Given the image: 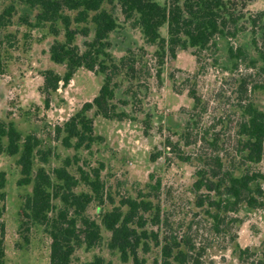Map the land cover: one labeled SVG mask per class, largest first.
<instances>
[{
  "label": "rangeland",
  "instance_id": "rangeland-1",
  "mask_svg": "<svg viewBox=\"0 0 264 264\" xmlns=\"http://www.w3.org/2000/svg\"><path fill=\"white\" fill-rule=\"evenodd\" d=\"M157 2L163 5L166 0ZM235 3V13L244 14L241 23L246 28L242 33L232 40L219 39L215 52L212 55L204 52L199 60L192 55V50L177 51L174 60L166 59L160 83L154 78L155 70L149 79L144 71L138 80L118 77L112 103L118 112H125L127 118L105 120L91 110L86 116L92 119L95 139L88 149H75V140L70 141L69 148L64 147V124L97 95L102 76L77 70L66 87L50 94L46 106L41 93L43 73L50 70L61 77L65 73L64 66L50 61L48 52L54 41L64 42L63 27L57 23L60 34L53 37L48 24L35 26L38 9H30L18 0H0V12L8 7L14 10L10 18L1 22L5 26L0 27V121L4 125L12 124L22 140L30 136L38 142L27 186H17L21 178L17 161L22 142L17 155L0 154V172L5 173L6 180L4 264H49L48 227L29 223L26 233L24 228L21 230V223L25 221L21 212L26 197L32 193L37 171L43 169L52 185L49 216L55 217L65 208L68 218L73 216L74 208L63 203L69 190L53 174L60 168L77 182L71 192L90 196L91 202L82 216L97 224L100 235V241L92 248L84 244L76 246L71 264L93 262L97 258L101 264H133L131 257L123 262L119 253L109 248L111 234L101 224L103 215L116 207L126 212V207H120L124 199L152 204L151 212L145 213L148 250H137L142 264L163 263L164 241L169 245L180 243L181 250L190 246L188 264H256L262 260L264 206L251 209L241 202L235 211L228 213L209 209L207 205L198 208L197 197L206 193L193 190L196 171L217 156L223 170H231L235 177L246 171L259 174L261 179L250 188H260L264 195V149L261 160L253 164L245 162L243 155L237 152L238 104H243L239 101V80L251 72L244 64L236 71L231 70L227 59L230 45L241 46L249 59L257 61L258 68L261 66L251 44L250 24L246 22L250 15L261 13V24H264V0H235ZM102 8L111 11L107 4ZM112 11L118 28L109 36L111 56L118 60L128 49L143 48L147 52L145 59L150 61L155 48L144 44L139 30L131 27L132 20H124L118 6ZM87 26L91 29L88 38L77 36L74 41L81 50L83 42L93 37V26L90 23ZM160 34L166 37L165 27ZM263 34L264 31L258 29L256 38L262 39ZM254 81L264 85V73L257 72ZM193 88L202 105L191 113L193 102L187 92ZM131 94L135 96L132 98ZM248 97L264 114V92L257 89ZM7 143L6 138H1L0 147L4 149ZM181 157L190 159L183 162ZM210 196L218 200L214 193ZM258 202L262 204L264 199L258 198ZM156 211L160 213V223L153 225L152 216ZM77 218V226H81L80 217ZM151 233L157 235L158 245ZM175 253L173 251L172 256Z\"/></svg>",
  "mask_w": 264,
  "mask_h": 264
},
{
  "label": "trees",
  "instance_id": "trees-1",
  "mask_svg": "<svg viewBox=\"0 0 264 264\" xmlns=\"http://www.w3.org/2000/svg\"><path fill=\"white\" fill-rule=\"evenodd\" d=\"M30 9H38L35 16V26L49 25V34L58 37L60 34L56 24L63 27L64 42L54 41L49 47L50 61L56 65H62L65 73L61 77L53 71L43 73V86L41 93L45 96L44 104L48 106L50 94L59 88L66 87L79 69H84L95 76H102V84L97 95L83 104L79 112L72 116L65 124L62 132L64 147H70V141L75 140V149L84 147L88 149L94 139L92 119L86 114L94 110V115L105 120L122 121L127 118L123 111L118 112L114 100L115 90L118 87L115 81L122 76L128 80H138L141 71H144L149 79L155 70L154 78L161 82V73L167 58L174 60L177 51L192 50V55L199 60L202 53L215 52L219 39L232 40L242 33L246 26L241 23L244 14L235 13V0H166L160 5L157 0H18ZM103 4L111 7V11L102 8ZM119 7L124 20H132L131 27L139 30L144 39V44L154 47L150 61L146 60L147 52L143 48L136 51L128 49L124 56L115 60L110 54L111 43L109 36L118 28V21L113 9ZM13 7H8L0 12V27L5 18H10ZM73 13L74 16H70ZM262 14L249 16L246 23L250 24L252 41L251 44L259 56L261 66L257 67V61L250 60L247 52L241 47L230 45L227 49V59L231 62V70L236 71L240 64L251 73L239 80L238 104L240 110V121L237 126V136L240 138L237 152L249 164L258 163L263 155L264 149V114L256 109L248 97L255 90L264 92V85L257 84L254 77L257 72L264 73V34L262 39L256 38V31H264L261 24ZM93 26V37L90 41L85 40L82 44L83 50L74 44L77 36L87 39ZM75 25V28L72 26ZM83 25L82 27H80ZM166 28V37L160 34L161 28ZM214 63L215 60H214ZM153 65V66H152ZM254 71V74H252ZM2 64L0 60V74ZM145 87V86H144ZM130 93V91H129ZM133 95V96H132ZM188 98L192 100L193 111H198L202 105L200 96L196 90L189 89ZM135 94H131L133 98ZM125 105L126 102H121ZM194 115V114H192ZM192 116L188 118V121ZM189 125V123L187 124ZM60 130H57L59 133ZM7 139V146L0 147V154L5 153L12 157L18 154L19 144L22 142V152L17 161L20 168L21 178L17 186L30 184V173L32 167L33 151L38 145L34 137L21 139V135L13 128L12 124L4 125L0 121V140ZM188 162L190 158H179ZM58 181H61L69 190V196L63 199L66 206L74 208L72 217L67 216L66 209L59 211L55 217L49 216L52 206L50 204L51 180L43 169H39L34 178L32 193L27 196L22 208V216L25 221L21 223V230H29V223H36L48 227L47 233L51 240L49 264H71V257L75 247L79 244L86 248L94 247L100 241L98 226L82 214L85 212L91 198L87 194L76 195L71 192L76 185V180L70 176L65 169L60 168L53 171ZM196 181L193 190L199 193L205 191V195H199L196 200L198 208L207 205L209 209L217 212H233L239 203L243 202L248 208L264 206L258 202L263 198L260 188L252 190L250 185L261 179L254 172H244L239 177L233 176L231 170H223L220 159L215 156L210 163H206L196 171ZM5 173L0 172V264H4V237L5 224L3 216L5 213ZM214 193L218 200L211 198ZM68 203V205H67ZM70 203V204H69ZM120 207H126L123 213L121 208L116 207L107 212L101 219V224L111 234L109 248L116 250L123 262L131 257L133 264H142L138 260L137 250L143 252L148 250L145 242L148 234L144 230L147 224L145 213L151 212L152 204L142 200L124 199ZM209 214V212L207 211ZM159 211L152 216L153 225L160 223ZM212 215V214H209ZM77 217H80V225L77 226ZM217 218V215H213ZM153 241L158 245V237L151 233ZM186 247V246H184ZM181 250V244L173 242L169 245L164 241L161 255L164 258L162 264H188L190 261V246ZM173 251H176L172 256ZM84 264H101L100 259ZM256 264H264L262 260Z\"/></svg>",
  "mask_w": 264,
  "mask_h": 264
}]
</instances>
